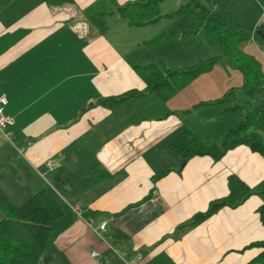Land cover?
<instances>
[{"label":"crops","instance_id":"1","mask_svg":"<svg viewBox=\"0 0 264 264\" xmlns=\"http://www.w3.org/2000/svg\"><path fill=\"white\" fill-rule=\"evenodd\" d=\"M95 1L0 0V94L6 97L2 111L13 121L3 132L7 139L0 132V189L20 201L47 188L63 209L44 251L50 258L40 264H127L136 253L139 264L245 263L258 251L246 245L264 238L259 196L188 222L227 193L229 174L251 187L264 180V158L238 145L219 160L183 161L167 148L184 129L209 145L240 119L241 111L224 112L239 105L233 98L242 89L240 73L223 59L166 101L146 94L114 108L98 105L100 97L144 87L134 66L161 62L181 70L200 46L195 40L168 62L165 47L185 34L171 31L178 35L147 44L167 32L149 27L160 19L144 26L123 19L99 34L82 14ZM211 6L242 27L264 18L256 0H211ZM231 88L224 102L193 107ZM87 218L93 227L106 223L101 238Z\"/></svg>","mask_w":264,"mask_h":264},{"label":"trees","instance_id":"2","mask_svg":"<svg viewBox=\"0 0 264 264\" xmlns=\"http://www.w3.org/2000/svg\"><path fill=\"white\" fill-rule=\"evenodd\" d=\"M49 3H70L71 0H47ZM164 0H131L117 4L115 0H96L83 9V17L99 34L108 29V19L118 16L128 26H144L163 17L192 16L196 19L193 28L179 34L202 29L220 47L221 56L227 65L237 70L242 79L241 88H256L260 92L259 102L226 130L217 141L207 145L201 142L190 130L179 132L167 145L184 161L192 156L207 155L219 160L229 149L243 145L264 158V72L261 63L251 54L241 49L242 43L253 40L264 48V18L253 27H242L230 21L226 12L212 9L210 0H186L177 9L160 14L159 5ZM264 9V0H256ZM175 32H162L146 43L155 45L160 40L177 36ZM220 57H209L181 70L165 68L161 62L148 63L133 67L134 72L144 82L142 89H130L114 96L100 97L98 105L114 108L129 98H138L152 94L166 101L178 90L187 85L201 73L211 69ZM233 94V88L214 100L202 101V104H219ZM91 106V103L90 105ZM243 106L234 105L224 112L242 111ZM227 193L208 202L204 211L195 213L188 224L193 225L205 220L221 208H234L248 197L257 195L261 203L256 207L259 221L264 224V180L254 186H248L235 174L226 177ZM0 264H40L50 258L45 254L53 222L62 213V204L58 196L50 189L42 188L15 205L0 189ZM121 237V235H118ZM246 247H257L258 251L243 264H264V238L255 240Z\"/></svg>","mask_w":264,"mask_h":264},{"label":"rangeland","instance_id":"3","mask_svg":"<svg viewBox=\"0 0 264 264\" xmlns=\"http://www.w3.org/2000/svg\"><path fill=\"white\" fill-rule=\"evenodd\" d=\"M186 0H165L163 1L160 5H159V10L161 13H168L171 12L175 9H177V7L180 4L185 3ZM211 2V0H210ZM248 2V1H246ZM264 15V13H262ZM86 20V19H85ZM123 19L119 18L118 16H112L111 18L108 19V24L110 26H112L111 31L113 29V26L115 23H123L122 22ZM89 25V24H88ZM196 25V19L192 16H178V17H173V18H165L163 17L162 19H160L156 24L149 26L150 28L152 27L153 30H156L158 32L161 31H177V32H181L182 30L185 29H190L195 27ZM255 26V25H254ZM207 39H209V43L210 45H207ZM195 40H197V44L200 46L199 48H197L198 50H192L191 49V53L190 55H185L188 56V59L185 60L187 63L185 66H190L192 64H195L197 62L204 61L206 59H208L210 56L211 57H220L222 60L220 62H215L213 65H217L222 63L223 61V57L221 56V49L220 47L217 45V43L211 38L209 37L202 29H197L196 31H194L193 33H189V34H185L183 37H178V38H174L172 40V42H169L167 44V46L165 47L166 51L168 52L167 54V61L171 62L172 61V57L174 56L175 52L178 50V52L180 51H185L189 50L192 42H194ZM253 41V40H250ZM254 42V41H253ZM255 45L259 46V48L261 49V53L260 51L257 52V48L255 47L254 44H246V43H242L241 45V49L245 50L247 53H250V51H252L253 53H255L254 55L257 56V58L259 59L261 66H262V70L264 72V51H263V47H261L260 45H258L256 42H254ZM243 44L245 45L243 48ZM249 45V46H248ZM251 54V53H250ZM148 60H151V56L147 57ZM178 66V65H175ZM171 70H176L173 68H170ZM179 69V68H177ZM234 90V89H233ZM235 92V90H234ZM261 96H260V92L257 91L256 88H247V89H241V90H237V92L234 94V98H233V103L235 104H239L240 106H243V109L241 112H247L248 110L252 109L260 100ZM236 117V116H234ZM23 201V199H21L20 201L18 199H14V201H11L13 204L15 205H19L21 204ZM2 217V214L0 213V218Z\"/></svg>","mask_w":264,"mask_h":264},{"label":"built area","instance_id":"4","mask_svg":"<svg viewBox=\"0 0 264 264\" xmlns=\"http://www.w3.org/2000/svg\"><path fill=\"white\" fill-rule=\"evenodd\" d=\"M264 51V49H263ZM6 104V97L4 96V94H0V132H4V130L6 128H8L11 124H12V118L5 115L2 111L3 109V106ZM4 134V133H3ZM6 139L8 138L7 134H4L3 135ZM46 167L48 169H51L52 168V165L50 162H46L45 163ZM73 211L75 212V214L78 216V217H82L83 216V213L81 211V209L79 208H73ZM87 222H88V226H89V229L92 231L93 234H95L97 237L101 238V234L103 232H105V229H106V223L104 221L100 222L97 226L93 227L91 225V219L90 218H87ZM90 255L92 257H96L97 256V252L96 251H91L90 252ZM141 254L140 253H136L134 254L132 257H130L126 263L127 264H139V262L141 261Z\"/></svg>","mask_w":264,"mask_h":264},{"label":"water","instance_id":"5","mask_svg":"<svg viewBox=\"0 0 264 264\" xmlns=\"http://www.w3.org/2000/svg\"><path fill=\"white\" fill-rule=\"evenodd\" d=\"M262 40H263V42H264V38H262ZM182 163H183V161H182Z\"/></svg>","mask_w":264,"mask_h":264}]
</instances>
